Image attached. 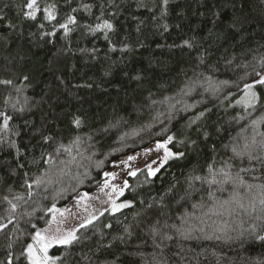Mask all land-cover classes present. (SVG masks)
<instances>
[{"label": "trees", "instance_id": "16d2710c", "mask_svg": "<svg viewBox=\"0 0 264 264\" xmlns=\"http://www.w3.org/2000/svg\"><path fill=\"white\" fill-rule=\"evenodd\" d=\"M25 3L0 0V80L13 81L0 84V113L11 117L5 129L0 115V222L8 201L18 205L0 230V262L11 252L13 264H28L20 254L52 222L48 208L96 191L116 164L174 135L169 147L183 157L156 177L147 168L129 175L123 199L132 206L100 215L51 255L66 253L58 264H264V246L249 235L253 225L264 235V166L232 151L249 145L264 155V92L255 107L236 103L264 73V0H38L41 9L56 5L50 23L42 12L35 22L24 18ZM68 15L77 23L65 36L59 24ZM104 21L114 26L108 39L89 31ZM41 134L54 139L46 144ZM226 163L233 174L254 168L240 173L245 186L190 180Z\"/></svg>", "mask_w": 264, "mask_h": 264}, {"label": "snow or ice", "instance_id": "6c2138e0", "mask_svg": "<svg viewBox=\"0 0 264 264\" xmlns=\"http://www.w3.org/2000/svg\"><path fill=\"white\" fill-rule=\"evenodd\" d=\"M68 3L71 2V0H67ZM163 3L165 5L168 4V0H163ZM24 9L22 11V15L24 18H26L27 20H31L33 22H35L37 20L38 17V13H43V20L47 21V22H52L55 21L57 19V11H56V5L55 4H51L48 5L46 7H44L43 9H41L38 0H26V3L24 4ZM90 6L89 5H83V8L88 9ZM0 11H2V9H0ZM77 9H72V12H76ZM6 19V16L4 15H0V21H3ZM239 18H234L232 24L230 25V27L235 28L236 24L239 23ZM77 23V19L74 15H68L67 19L64 23H60L59 24V29H62L64 31L65 36L68 35V33L70 32V28L69 25H74ZM9 28L14 27V25L9 24L7 25ZM39 27L41 29H43L44 24L40 23ZM114 30V26L112 23H110L109 21H104L102 24H97L95 26V28H89V31H91L93 34L97 31H104L105 35L104 38L108 39V35L107 33L109 31H113ZM44 36H55L56 35V31L53 30L52 32H48V33H43ZM184 46H188L191 47V43L188 40H185L183 42ZM136 79H139V76L135 77ZM25 80H27V77H24ZM13 81L10 79L7 80H0V84L6 85V86H10L12 85ZM244 97L241 101H237V103H245L246 106L248 107H255L261 100V94L262 92H264V73L261 72H257L256 73V78L250 82V83H245L244 84ZM22 110V109H21ZM0 115H4L3 113H0ZM200 116H203L204 113H200ZM11 119L10 116L4 115V123H3V127L5 129H7L8 127V121ZM255 123V122H254ZM72 124L75 127H80L82 124V120L79 117H73L72 119ZM54 139V137L52 136H48V135H43L41 134V140L44 143H50L52 140ZM175 137L174 135H169L167 137L166 140H164L163 142H157L156 144V150L157 152L159 151H163V157L159 162V166L158 167H153L154 164L157 163L156 160H153L152 163L146 164L145 167L147 168V176L148 177H156L157 174L160 172V170L172 159H179L181 157H183L185 155L184 152H174L172 151V149L169 147L170 144L173 143ZM181 144H183V141H180ZM195 143V142H193ZM255 143V141H254ZM61 148L63 147V145L60 146ZM249 145H245V149L244 150H240L238 151L236 147H233L232 151L235 154L236 157H239L241 159H243L245 156L248 159L249 164H252L253 161L258 162L260 165L264 166V155H256L253 154L252 151H248ZM260 148L262 150H264V142L261 143ZM60 149L57 148V151H59ZM147 151V150H146ZM136 157L135 156H128L126 160H122L121 163L124 164L125 166H128L129 161H133L135 160ZM46 163H51V160L48 159L45 161ZM18 167L22 168L23 165H18ZM254 168H240L238 172H236L235 174H233L232 172V165L226 163L225 167H222L218 170H214L212 165H209L208 167V176H192L190 177V180L192 181H201L203 183H207L209 185H213V184H234V185H239V186H245L246 182L243 178V176L240 175V173L243 172H249V171H253ZM106 177H109L110 179H106L104 181V184L102 186L103 190L104 188H109L111 189V192L107 193V195H109L110 197V201H111V211L112 213H116L121 211L122 209L125 208H129L132 206V203L130 201H124L121 203H116L115 199H112V195L115 194L117 197L123 196L124 195V190L125 188L128 187V183L127 181L124 182L123 187L112 184L110 182L111 179H115L116 177V173L111 172V173H105L104 174ZM128 175L130 176H136L137 175V171L136 170H132L128 173ZM220 177L219 179H217V177ZM26 186L29 190L32 189L33 184L32 183H28L27 181H25ZM34 183L39 186L42 181L41 180H35ZM249 188H251V185H247ZM191 187V185H190ZM262 189H264V185L260 186ZM29 197L32 196V192L29 191L28 193ZM211 195V194H210ZM89 198V194L87 192H84L82 194L79 195V198L76 201L77 206H83L85 212H88V215L83 219V221L80 224L81 228H85L88 225L92 224L93 221L95 219H97V217L92 213L89 212L88 209L90 207V205L88 204H82V201H86ZM5 199L7 200V197H5ZM17 201L23 200L24 197L22 196H17L15 198ZM163 199V197L161 198ZM8 203L11 205V212L9 214V216L7 217V223H2L0 222V230H3L5 228L8 227L9 224H12L15 220V216L12 215L11 213H15L16 208H17V204L12 203V201H8ZM261 206H264V199H261L259 201ZM241 207H245V205L241 204ZM149 207H151V205H149ZM252 208L253 210H255L256 208V203L255 201L250 202V204L247 206ZM47 211L49 213H53L52 216V220L53 222H55L56 220V213H58L61 217L64 216L65 213H71V209L69 208H64V209H58L56 208V205L53 204L50 208L47 209ZM107 211V210H105ZM261 211L264 212V207L261 208ZM104 213L101 212L100 215H103ZM107 227H111V225H107ZM166 227H168L166 225ZM170 227L175 228L176 233L183 237L184 239H191V232L189 230H185L182 229L181 227H178L176 225H171ZM33 229H36V225L33 224L32 225ZM252 232L249 234L251 237V240L253 242H258L261 246H264V235L259 234L256 231V226L253 225L252 226ZM49 229H45L43 232L42 231H35L33 235H31V243H28L26 245V248L24 249L23 252H21V256L24 257L27 261L28 264H58V262H62L64 260V257L66 255V253H62L59 256H53L49 254V251L51 248H53L54 246H60L63 248H70V246H72L74 243L78 242L79 237L77 236V229H72L70 231H67L66 233H62L59 235H46L45 233L48 232ZM57 233H60L61 230L59 228H57ZM154 236L156 235H160V230L156 227H153L152 229ZM241 236H243V233H241ZM164 239L167 240H171L173 239V237L171 235L168 234H164ZM210 238V237H209ZM217 239H219V237H217ZM157 247H159V245H157ZM16 259L18 260L19 257H16ZM0 264H13V254L10 252L8 254L7 260L4 262H0Z\"/></svg>", "mask_w": 264, "mask_h": 264}, {"label": "rangeland", "instance_id": "374dc122", "mask_svg": "<svg viewBox=\"0 0 264 264\" xmlns=\"http://www.w3.org/2000/svg\"><path fill=\"white\" fill-rule=\"evenodd\" d=\"M243 97H244V92H243L242 97L238 101H241L243 99ZM237 105L240 107H243V108H250V107L246 106L245 103H237ZM132 156H135L136 159L133 161H129L128 166H125L124 164H122L120 162L113 167L112 172L116 173V177H115V179L110 180V182L112 184L123 187L124 182L126 181L127 177L129 176L128 173L130 171H132V170L139 171L142 168H146L145 165L152 163L153 160L157 161V163L154 164L153 167H158L159 162L163 157V151L161 150V151L157 152L156 145H155L153 148H151L145 152H142V153H139L136 155H132ZM108 179H110V178H108ZM103 184L104 183H102V185L96 191L89 194L88 200L82 201V204L90 205L88 211L92 212L97 218L100 216L101 212H103V213L111 212L112 213L110 197H109V195H107V193L111 192V189L104 188L103 190H101ZM124 192H125V190H124ZM123 196L117 197L115 194H113L111 198L115 199L116 203L119 204L121 202L128 201V200H124ZM76 201H74L73 203H71L70 205L65 207V208L71 209V213H65L63 217H61L58 213H56L55 214L56 215L55 222H53V220H52V222L48 226H46L43 229H40L39 231L43 232L45 229H49V231L45 233L46 235H49V236L54 235V234L59 235L62 233H66L67 231H70L72 229H77V232H78V230L81 228L80 224L83 221V219L88 215V212H85L83 206H77ZM125 209H127V208H125ZM125 209H122L121 211H123ZM105 210H107V211H105ZM121 211H119V212H121ZM116 213H118V212H116ZM57 228H59L61 230L60 233H57V231H56ZM54 247H59V246H54ZM53 248H51L49 251L50 255H51L50 252Z\"/></svg>", "mask_w": 264, "mask_h": 264}]
</instances>
